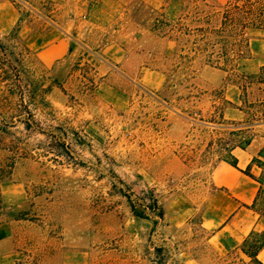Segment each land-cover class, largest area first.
<instances>
[{
    "label": "rangeland",
    "instance_id": "1",
    "mask_svg": "<svg viewBox=\"0 0 264 264\" xmlns=\"http://www.w3.org/2000/svg\"><path fill=\"white\" fill-rule=\"evenodd\" d=\"M8 1L23 18L66 28L91 3ZM115 1L117 22L93 34L92 50L72 47L57 73L30 50L21 79L40 81L43 70L47 87L53 78L62 87L44 103H21L0 84V264H248L240 252L220 256L202 225L223 154L216 129L229 105L226 86L259 75L246 68L248 58L228 72L205 63L207 41L196 29L229 0ZM98 32L129 56L115 63L110 85L101 86L97 70L112 60L95 55ZM5 36L26 45L19 34ZM245 99L249 105L264 93L255 84ZM257 111L246 106L245 121ZM254 129L264 135V126ZM151 196L163 220L133 214L129 198L148 205Z\"/></svg>",
    "mask_w": 264,
    "mask_h": 264
},
{
    "label": "crops",
    "instance_id": "2",
    "mask_svg": "<svg viewBox=\"0 0 264 264\" xmlns=\"http://www.w3.org/2000/svg\"><path fill=\"white\" fill-rule=\"evenodd\" d=\"M83 1V0H82ZM221 2L222 0H217ZM109 3L115 6H108ZM83 4H85L83 2ZM115 0H98L88 8L81 19L69 20V27L57 26L51 22L39 21L36 18H23L20 11L8 0H0V35L10 33L17 25L18 34L26 46L35 53L41 65L57 73L66 67L71 56V48L75 52L92 50L91 42L96 31H104L121 16L120 7ZM72 30V31H71ZM76 33V35H75ZM99 33V32H98ZM94 36V37H93ZM104 34L97 36L100 49L95 55H106L111 62H100L97 70L102 78V85H110L112 80H118V69L115 63H125L127 52L121 44L111 42L103 44ZM250 57L246 68H257L260 72L264 66V30L251 29L248 31ZM90 53V52H89ZM88 53V55H90ZM246 60V59H245ZM217 70V69H215ZM221 76L219 73H213ZM223 76V75H222ZM220 77L223 81L226 77ZM225 99L229 102L223 111L222 119L227 122H245L247 115L240 108L241 90L238 85L228 83L225 89ZM121 104H126L124 95ZM261 126H264L261 125ZM177 129H171L175 132ZM187 137V136H186ZM264 147V135H256L251 144L245 149L236 148L233 154L238 160V167L246 169L252 158ZM239 169L220 161L213 169L211 181L215 193L208 198V204L203 214L202 225L211 232L209 244L220 256H226L233 251L240 252L239 247L252 231L264 232V217L254 212L250 206L253 204L258 191V183L245 175ZM254 174L259 170L253 168ZM243 258L245 257L242 253ZM259 260L264 264V248L258 254ZM248 259V258H247Z\"/></svg>",
    "mask_w": 264,
    "mask_h": 264
},
{
    "label": "trees",
    "instance_id": "3",
    "mask_svg": "<svg viewBox=\"0 0 264 264\" xmlns=\"http://www.w3.org/2000/svg\"><path fill=\"white\" fill-rule=\"evenodd\" d=\"M98 0H91L88 8L94 5ZM204 1L205 0H201ZM195 18L200 12H195ZM187 17V15H184ZM183 18L181 17L180 20ZM251 29L264 30V0H229L218 8L206 13L202 19V26L198 27L201 37L206 40V47L203 50L207 53L205 57L206 65L225 72L236 70L239 63L250 57L249 38L247 33ZM19 26L15 27L10 33L6 34V38L15 41L18 39ZM3 36L0 35V84L8 91L9 97H19V102H24L26 98H30V103L38 97L40 103L45 102L46 95L53 87L62 88L56 79L51 80V84L47 87L45 84V73L41 71L40 81L22 80V75H26L29 70L30 62L26 60L32 55V52L26 45L19 43H7L2 41ZM216 38V41H213ZM10 42V43H9ZM27 58V59H26ZM32 64V63H31ZM38 72L37 69L34 70ZM14 77V78H13ZM14 79L16 81H14ZM237 85L241 90L240 108L245 111L257 108L258 113L250 115V119L245 122H224L222 121L218 129L221 135L220 145L223 154L221 161H224L236 169L238 160L233 154V150L240 148L245 150L255 138L254 127L264 124V99L257 100L255 103L250 102L247 105L246 96L249 90L256 84L258 90L264 93V66L261 67L258 77L248 75H238ZM28 127V123H24ZM228 135L231 138L225 139ZM253 168L259 170L256 175ZM245 175L258 183V191L253 204L250 208L264 217V147L254 156L246 169L241 170ZM5 175L0 172V181ZM129 198V197H128ZM149 204L135 203L129 198L132 212L135 216L141 218L149 217V213H153L154 217L160 220L164 219V211L158 200L151 196ZM1 204V201H0ZM264 248V232L252 231L249 236L240 245L239 250L248 258V264H263L259 258V252ZM237 251H233L236 253ZM232 253V254H233ZM244 263V262H243Z\"/></svg>",
    "mask_w": 264,
    "mask_h": 264
}]
</instances>
